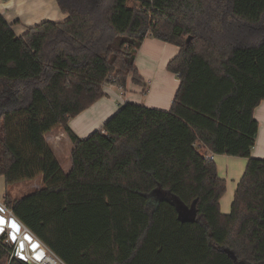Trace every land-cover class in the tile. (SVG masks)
Listing matches in <instances>:
<instances>
[{
    "label": "trees",
    "instance_id": "1",
    "mask_svg": "<svg viewBox=\"0 0 264 264\" xmlns=\"http://www.w3.org/2000/svg\"><path fill=\"white\" fill-rule=\"evenodd\" d=\"M56 1L65 20L21 35L0 13V176L42 178L6 205L66 264H264V158L250 154L264 0ZM147 35L179 47L166 67L179 79L170 108L125 102L79 137L68 121L105 84L144 85L135 56ZM56 127L68 172L44 138ZM208 152L247 158L228 213ZM0 264L21 263L0 248Z\"/></svg>",
    "mask_w": 264,
    "mask_h": 264
},
{
    "label": "crops",
    "instance_id": "2",
    "mask_svg": "<svg viewBox=\"0 0 264 264\" xmlns=\"http://www.w3.org/2000/svg\"><path fill=\"white\" fill-rule=\"evenodd\" d=\"M33 12L34 14L31 15ZM0 13L12 24L16 35H21L27 27L39 22L38 19L44 13L45 17L51 15L55 19L57 17L66 19L68 16L60 10L56 0H0ZM178 51V46L147 35L135 56V66L144 85L134 83L131 76H128L123 88L114 84H105L103 87L105 96L70 118L69 128L79 137L84 138L92 131L101 128L104 122L120 108L119 104L125 102L143 103L147 107L168 110L178 88L179 79L176 74L167 71L166 67ZM253 116L258 122V131L250 154L255 158H264V100L255 107ZM49 135H53L54 145L62 141L70 150V141L63 128H53L44 134V138ZM212 156L218 176L225 180V191L219 199L220 211L228 213L247 158L214 153ZM0 177L4 181V178Z\"/></svg>",
    "mask_w": 264,
    "mask_h": 264
},
{
    "label": "built area",
    "instance_id": "3",
    "mask_svg": "<svg viewBox=\"0 0 264 264\" xmlns=\"http://www.w3.org/2000/svg\"><path fill=\"white\" fill-rule=\"evenodd\" d=\"M212 154V152H208L207 158L213 159ZM0 217L9 222L5 226L3 234H0V248L7 254L8 261L15 260L21 264H66L15 216L3 200H0ZM12 221L18 225L19 231L10 227ZM13 235L16 237L15 241L11 238ZM21 244H23V249L20 247ZM37 257L40 258L37 259Z\"/></svg>",
    "mask_w": 264,
    "mask_h": 264
},
{
    "label": "rangeland",
    "instance_id": "4",
    "mask_svg": "<svg viewBox=\"0 0 264 264\" xmlns=\"http://www.w3.org/2000/svg\"><path fill=\"white\" fill-rule=\"evenodd\" d=\"M33 14H34V12L31 15H33ZM50 16L45 17V13H44L43 16H40V19H38V20H39V22L44 21V20L59 21V22L65 20L63 17H57L55 19V17H53V16L50 17ZM39 22H37V23H39ZM37 23H34L32 25H35ZM17 25H18V23H17ZM19 25L22 26L21 24H19ZM137 104L143 105V103H137ZM119 105L121 106L123 104L121 103ZM149 108H152V107H149ZM45 141L54 151L55 157L59 161L63 171L68 172V170L70 168V162H69V155L68 154H70V153H69V150L67 148V144H64L62 141H59V144L57 143L56 145H54L53 135H49L47 138H45ZM40 187H42L41 175L36 176L34 179L22 180V181H19L13 185L6 186V187H5L3 179L0 177V200H3V201L5 200V196H4L5 194L6 195L8 194L6 199H14V198H19V197H22L24 195H27V194L33 192L34 190L39 189ZM176 202H177V205L180 209V215L182 217H186V216L188 217L191 215L192 210L190 208H185L184 205L177 199H176ZM186 213L188 215H185Z\"/></svg>",
    "mask_w": 264,
    "mask_h": 264
},
{
    "label": "snow or ice",
    "instance_id": "5",
    "mask_svg": "<svg viewBox=\"0 0 264 264\" xmlns=\"http://www.w3.org/2000/svg\"><path fill=\"white\" fill-rule=\"evenodd\" d=\"M9 222L5 221L2 217H0V234H3L5 226L8 225ZM10 227L15 230V231H19L18 225L15 223V221H12L10 223ZM13 239V241H15L16 237L13 235L11 237ZM26 239H28L26 237ZM21 249H23V244L20 245ZM40 257H37V259H39Z\"/></svg>",
    "mask_w": 264,
    "mask_h": 264
},
{
    "label": "water",
    "instance_id": "6",
    "mask_svg": "<svg viewBox=\"0 0 264 264\" xmlns=\"http://www.w3.org/2000/svg\"><path fill=\"white\" fill-rule=\"evenodd\" d=\"M189 39V38H188Z\"/></svg>",
    "mask_w": 264,
    "mask_h": 264
}]
</instances>
